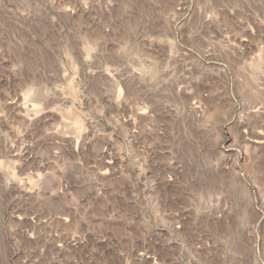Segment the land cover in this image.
<instances>
[{"label":"rangeland","instance_id":"374dc122","mask_svg":"<svg viewBox=\"0 0 264 264\" xmlns=\"http://www.w3.org/2000/svg\"><path fill=\"white\" fill-rule=\"evenodd\" d=\"M0 264H264V0H0Z\"/></svg>","mask_w":264,"mask_h":264}]
</instances>
